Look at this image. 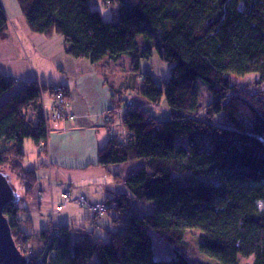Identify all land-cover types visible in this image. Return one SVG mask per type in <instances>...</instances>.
<instances>
[{
	"label": "trees",
	"instance_id": "obj_1",
	"mask_svg": "<svg viewBox=\"0 0 264 264\" xmlns=\"http://www.w3.org/2000/svg\"><path fill=\"white\" fill-rule=\"evenodd\" d=\"M91 1L17 0L29 30L61 36L73 59L117 64L127 56L137 74L156 51L171 66L168 81L158 85L146 74L141 88L133 82L126 90L138 92L143 108L164 100L171 116L159 122L125 100L116 124L112 114L126 93L111 86L114 107L103 116L108 139L97 164L143 162L126 180L127 194L99 203L106 213H93L108 215L115 231L73 243L70 226H59L40 232L36 248L20 198L3 211L17 248L29 246V264H197L184 236L198 231L197 250L208 260L264 264V0H100L117 6L109 23L94 18ZM8 29L0 4V40ZM249 75L259 77L253 88L236 83ZM14 86L0 75V99ZM55 90L64 116L73 117L64 87L32 82L0 102V170L18 174L25 198L38 180L22 165L23 144L45 151L54 130L44 111L55 108ZM145 202L153 203L149 214L140 211ZM150 231L169 246L168 260L155 257Z\"/></svg>",
	"mask_w": 264,
	"mask_h": 264
},
{
	"label": "crops",
	"instance_id": "obj_2",
	"mask_svg": "<svg viewBox=\"0 0 264 264\" xmlns=\"http://www.w3.org/2000/svg\"><path fill=\"white\" fill-rule=\"evenodd\" d=\"M0 4L9 23L6 38L0 40V75L15 81V86L3 95L4 99L16 93H12L13 89L32 82L64 87L69 94L66 112L74 118L72 121L59 123L54 131H49L44 152H33L44 156V160L37 161L39 167L30 168L29 171H36L38 182L28 198L22 194L21 201L22 206L27 208V217L30 219L24 231L31 235L30 244L37 248L40 232L48 229L52 231L57 227L54 225L57 217L59 221L70 220L60 215L68 204L81 209L84 203H88L89 212L93 214L90 211L92 205L111 200L114 195L127 194L125 182L143 167V162L141 164L137 162L139 160H134L109 167L97 164L98 151L105 146L108 139V134L102 128L103 116L114 107L110 87L126 93L128 86L125 79L120 86L113 83V78H117L116 64L107 61L93 65L87 60L71 58L66 53L67 46L61 36L55 34L47 38L29 30L17 0H0ZM144 106L148 105L144 103ZM116 111L112 114L113 117L124 112L122 109ZM49 124L51 127L54 125ZM61 180L69 182L67 191L58 187L57 183H61ZM63 194L69 195L67 202L62 199ZM79 198H84L85 202L77 205L75 200ZM60 200L64 204H59ZM59 206L64 207L56 211ZM70 209H74V206H70ZM34 216H46L51 226L42 230L40 224L37 226L33 220ZM27 217L23 216L22 220H27ZM96 219L90 225L92 229L86 231L76 227L71 234L108 239V230L95 224L99 221ZM111 225L113 233L115 227L112 222ZM35 229L41 231L37 233ZM97 230L105 232L106 235L96 236ZM84 237L79 236V239Z\"/></svg>",
	"mask_w": 264,
	"mask_h": 264
},
{
	"label": "rangeland",
	"instance_id": "obj_3",
	"mask_svg": "<svg viewBox=\"0 0 264 264\" xmlns=\"http://www.w3.org/2000/svg\"><path fill=\"white\" fill-rule=\"evenodd\" d=\"M90 9L92 14H94V18H100L102 20V23H109L111 21H115V19L117 18V6L112 4L108 7H104L102 5V3L100 2V0H93L90 3ZM99 31H101L100 29H97ZM138 42L140 43L141 40L140 38H138ZM141 44V43H140ZM116 64V63H115ZM117 66V78H113V83L116 86H120V84L122 83V80L124 81V79L126 80L127 84H132L133 82L136 84V86L138 88H141L142 82L141 79L144 77V75L149 74L153 77L154 81L158 84L161 85L162 82L168 81L170 74H171V66L168 65L167 63L161 61V59L159 58V56L157 55L156 51L153 52L152 57L149 60H145L142 61L140 63V70L139 73H134L130 71L131 65H130V59L127 56H124L119 63L116 64ZM258 76H254V75H249V76H245L243 78H237L235 81L238 85L240 86H249V88H253L255 81L258 79ZM130 86V85H129ZM20 88L17 89H13L12 93H15L19 90ZM4 98V97H3ZM0 99V102L3 101L4 99ZM121 100L122 102L120 103L121 107L120 109L125 108V100L129 101L128 103H131L133 106L138 105V106H144V102L143 98L140 97V95L138 94V92H134L129 90L126 91V94L121 96ZM146 112H149L150 115L152 117H154L157 121L159 122H165L168 121L170 119L171 113L169 108L166 105V102L164 100H162L158 105H151L148 108H143ZM47 111L49 112V107H47ZM122 112L119 114V116L116 114L114 115V120L116 124L120 123V118H121ZM57 127H55L53 125V129H55ZM33 152H38V150L34 147V145L32 144V142L30 140H26L23 144V153L25 154L24 160L22 162V165L25 169L30 170V168H33L34 166L37 168L39 167V163L37 161L42 162L44 160V156H38L37 154H34ZM140 162L142 164V161H137ZM7 170V169H6ZM42 170V169H41ZM1 171V170H0ZM37 171H40L37 170ZM1 172H5L9 175L10 177V185L13 188V190H15L16 194L19 195V197H22L23 194V184L18 176L17 173L13 172V171H9V169L7 171H1ZM61 183H57L59 188H62V191H67L68 190V181H60ZM56 183V182H55ZM56 186V184H54ZM61 194V193H60ZM20 201V200H19ZM59 200H57L58 203ZM20 205L22 206L23 202L20 201ZM73 202V201H71ZM63 201L60 200L59 204H62ZM44 204V202L42 203V205ZM64 204V203H63ZM145 206H141L140 211L143 214H149L152 211V207H153V203L151 202H145ZM66 205V204H65ZM70 206H74V209H70ZM44 207V206H43ZM64 207V206H62ZM138 210V209H137ZM80 212V216H78V213ZM60 215H64L63 217H68L70 218V220H62L59 221L58 217L55 219V226H64L66 224H69L71 231L73 232L76 227L77 228H82V229H86V231L90 229H92V227H90L91 224H93V220L94 217L92 216L93 214H91L89 212V204L88 203H84V205L81 207V209H79L78 206L72 205V204H68L67 207L65 208V210L63 211V213H60ZM87 216V217H86ZM62 217V218H63ZM36 221V225L38 226L40 224V227L43 229H48L49 226H51V222H49L47 220L46 216H43L42 218H37V217H33ZM22 219V217H21ZM89 222H88V221ZM99 220L97 223V225H101L102 227H104L106 230L111 231L112 225H111V219L108 215L102 216V217H98ZM53 225V226H54ZM40 228V229H41ZM35 229L37 231V233H39L41 230ZM83 231V230H82ZM104 231V230H103ZM98 235H102L104 237L105 232L99 231L97 230V234ZM200 233L198 231H188L186 232L185 236H184V241L187 243L188 246V251L187 254L191 256V258L194 260V263L196 262L197 264H204L206 263V261L209 262V260H211L209 263L210 264H219L217 261L212 260V259H207L205 258L206 256H202L200 255V253L197 250V240L199 237ZM80 237H84L86 235L80 234ZM79 236H77L76 234H71V241L73 243H79L81 241V239H79ZM150 236H151V240H152V244H153V250L155 253V257L157 259L160 260H168L171 256V251L169 249V246H167L162 239H160L153 231H150ZM26 246L21 247L23 249H25ZM18 250L21 252L22 250L18 248ZM25 254V253H24ZM22 254L24 256V258L28 259V262H30L29 260V254L26 253L25 255ZM251 262V258L249 259H239V264H249ZM207 264V263H206Z\"/></svg>",
	"mask_w": 264,
	"mask_h": 264
},
{
	"label": "water",
	"instance_id": "obj_4",
	"mask_svg": "<svg viewBox=\"0 0 264 264\" xmlns=\"http://www.w3.org/2000/svg\"><path fill=\"white\" fill-rule=\"evenodd\" d=\"M20 197L10 185V177L0 171V264H29L18 250L3 211L9 204L19 203Z\"/></svg>",
	"mask_w": 264,
	"mask_h": 264
},
{
	"label": "built area",
	"instance_id": "obj_5",
	"mask_svg": "<svg viewBox=\"0 0 264 264\" xmlns=\"http://www.w3.org/2000/svg\"><path fill=\"white\" fill-rule=\"evenodd\" d=\"M55 95L57 94V96H55V108H53V109H51V110H49L50 111V113H48V111H47V109H45V111H44V118H45V120H46V122L48 121V123H50V122H53V124H54V126L55 127H58V124L59 123H61V122H63L62 120L64 119V118H66V117H68V116H64V114H63V112L64 111H62L61 110V107H62V105L64 104V98H63V96L60 94V91L59 90H55ZM128 106L129 107H131L132 106V104L131 103H128ZM69 119L70 120H72L73 119V117H69ZM49 126V125H48ZM49 130L50 129H48V133H49ZM62 199L65 201V202H67L68 200H69V195L68 194H63L62 195ZM85 202V199L84 198H79L78 200H75V204H77V205H79V204H82V203H84ZM62 209V207L61 206H59L57 209H56V211H60ZM106 210H107V208L105 207V205H103V204H94V205H92L91 207H90V211L92 212V213H96V214H98V215H100V214H104V213H106ZM52 232H54V230L52 229ZM21 253L22 254H26V253H28L29 255V260L32 258V252L29 250V246H26V248L25 249H23L22 251H21ZM24 254V255H25Z\"/></svg>",
	"mask_w": 264,
	"mask_h": 264
},
{
	"label": "bare ground",
	"instance_id": "obj_6",
	"mask_svg": "<svg viewBox=\"0 0 264 264\" xmlns=\"http://www.w3.org/2000/svg\"><path fill=\"white\" fill-rule=\"evenodd\" d=\"M66 116H67V115H66ZM65 119H66V121H68V120H69V119H68V117H66ZM73 119H74V118H73ZM73 119H72V120H73ZM72 120H71V121H72ZM61 207H62V206H61Z\"/></svg>",
	"mask_w": 264,
	"mask_h": 264
}]
</instances>
